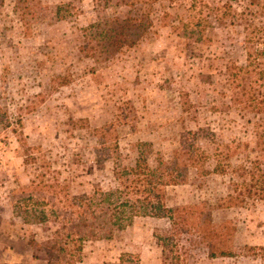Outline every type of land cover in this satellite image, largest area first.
<instances>
[{
  "label": "rangeland",
  "instance_id": "rangeland-1",
  "mask_svg": "<svg viewBox=\"0 0 264 264\" xmlns=\"http://www.w3.org/2000/svg\"><path fill=\"white\" fill-rule=\"evenodd\" d=\"M122 1L0 0V264H65L32 250L56 224L30 182L91 196L140 159L163 217L69 240L75 264H161L167 218L199 205L234 227V255L196 248L189 264H264V0ZM143 15L151 28L134 46L81 53L88 25ZM173 160L168 176L158 163Z\"/></svg>",
  "mask_w": 264,
  "mask_h": 264
},
{
  "label": "trees",
  "instance_id": "trees-1",
  "mask_svg": "<svg viewBox=\"0 0 264 264\" xmlns=\"http://www.w3.org/2000/svg\"><path fill=\"white\" fill-rule=\"evenodd\" d=\"M25 0H15L16 5ZM134 0L122 1L127 7L134 6ZM151 28L148 16L131 18L110 17L98 20L83 29L81 53L91 56L115 51L122 46L132 47ZM103 128L95 130L99 132ZM167 175L178 169L175 160L166 165ZM150 167L144 159L132 169L130 178L106 192L95 191L88 195H69L63 193V186L56 179L30 182L25 192L41 195L55 204L51 211V220L56 229L43 242H32L34 253L50 251L61 252L65 264H75L72 255L64 250L69 240L96 241L109 240L115 231L129 225L134 217L162 218L166 209L163 197L155 194L147 182ZM263 197V196H260ZM264 198V197H263ZM29 200H31L29 198ZM235 198L228 197L224 204L231 205ZM168 229L164 236L157 237L161 249V264H189L190 251L196 248L204 250L206 258L216 259L234 255L231 224H215L210 209L199 205L196 213L175 214L167 218ZM185 238L186 244L180 240ZM33 257V256H32ZM35 258V257H34Z\"/></svg>",
  "mask_w": 264,
  "mask_h": 264
}]
</instances>
